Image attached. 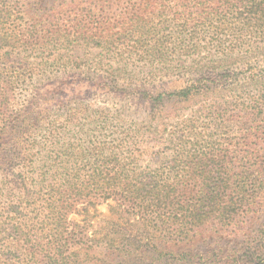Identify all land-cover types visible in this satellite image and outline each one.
Masks as SVG:
<instances>
[{
	"label": "trees",
	"instance_id": "trees-1",
	"mask_svg": "<svg viewBox=\"0 0 264 264\" xmlns=\"http://www.w3.org/2000/svg\"><path fill=\"white\" fill-rule=\"evenodd\" d=\"M19 1L0 0V264H264V223L198 248L264 206V0Z\"/></svg>",
	"mask_w": 264,
	"mask_h": 264
},
{
	"label": "rangeland",
	"instance_id": "rangeland-1",
	"mask_svg": "<svg viewBox=\"0 0 264 264\" xmlns=\"http://www.w3.org/2000/svg\"><path fill=\"white\" fill-rule=\"evenodd\" d=\"M9 1L12 3V5H14L19 0H9ZM19 2L21 3V1ZM16 5L14 6L15 11L17 10V8H15ZM85 51L86 49L82 47H74V50L71 51V53L73 54V57L77 55L85 56ZM245 66L246 65L242 66L241 68H244ZM241 68H239V70ZM248 71H249L248 67H245L240 72L248 73ZM75 79L78 78L74 76L73 73H69L65 75L64 79L61 80L63 82V84L61 85L62 86L61 90H57V95L55 98L56 100L64 98L63 96H67L69 94L70 88L72 89L74 87L79 86L77 80ZM165 84L172 85V83H165ZM16 92H17V96H19L20 89H18ZM76 93L79 94L82 98H84L88 102H94L98 104L108 102L110 104H114L115 106L119 105V97H118L119 95H116V93H110L107 91L106 88L97 87L96 84L90 82L84 81L82 84H80V91H77ZM20 98L23 99L24 97L21 95ZM113 204L114 202L112 200H107L106 202L96 206L95 215L91 219V221L94 224V227H96L98 224H101L103 219H107V217L110 216L109 206ZM90 214L93 215L92 209H90ZM70 218H73L77 221H81V219L83 218V214H78V215L71 214ZM263 223H264V206H260L257 212H252L246 217L237 220V225L240 227L239 230H237V232L234 231L233 233L226 234L223 236L222 239L216 240L215 242L210 241L208 245L199 243L198 248L202 252V250H206L209 247L211 248L213 246H216V248L214 249L216 251L213 252V254H215L216 257L223 256L224 255L223 250H225V252H227L228 254H232L234 250L239 248H244V246L250 244L251 241L254 239L253 236L256 229L261 228L262 226L261 224Z\"/></svg>",
	"mask_w": 264,
	"mask_h": 264
}]
</instances>
